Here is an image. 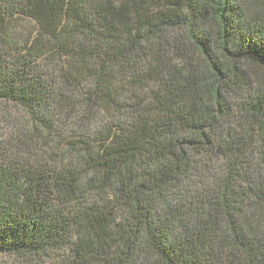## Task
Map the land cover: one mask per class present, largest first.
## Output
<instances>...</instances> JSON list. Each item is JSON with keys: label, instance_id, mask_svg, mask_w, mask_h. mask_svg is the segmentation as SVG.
Returning <instances> with one entry per match:
<instances>
[{"label": "trees", "instance_id": "obj_1", "mask_svg": "<svg viewBox=\"0 0 264 264\" xmlns=\"http://www.w3.org/2000/svg\"><path fill=\"white\" fill-rule=\"evenodd\" d=\"M1 256L264 264V0H0Z\"/></svg>", "mask_w": 264, "mask_h": 264}, {"label": "rangeland", "instance_id": "obj_2", "mask_svg": "<svg viewBox=\"0 0 264 264\" xmlns=\"http://www.w3.org/2000/svg\"><path fill=\"white\" fill-rule=\"evenodd\" d=\"M66 255V254H65ZM11 259L10 258H7L5 256H1L0 257V262H6L7 264H10L11 263ZM42 264H53V261H48V262H43Z\"/></svg>", "mask_w": 264, "mask_h": 264}]
</instances>
